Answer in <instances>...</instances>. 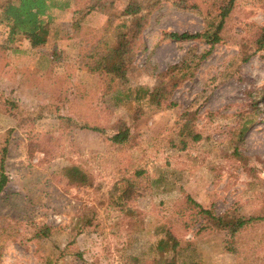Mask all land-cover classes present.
Here are the masks:
<instances>
[{"label": "rangeland", "instance_id": "rangeland-1", "mask_svg": "<svg viewBox=\"0 0 264 264\" xmlns=\"http://www.w3.org/2000/svg\"><path fill=\"white\" fill-rule=\"evenodd\" d=\"M55 1L38 48L0 24V264H150L167 232L197 264H264V220L232 236L197 207L264 217V0H237L215 45L166 35L203 33L212 0H162L123 79L86 56L115 43L130 0ZM70 165L92 187L62 182Z\"/></svg>", "mask_w": 264, "mask_h": 264}, {"label": "trees", "instance_id": "trees-1", "mask_svg": "<svg viewBox=\"0 0 264 264\" xmlns=\"http://www.w3.org/2000/svg\"><path fill=\"white\" fill-rule=\"evenodd\" d=\"M177 5L183 3L184 0H170ZM162 0H130L123 9L121 15L124 20L118 25L119 34L114 44L106 47L102 56L88 54L89 59L94 57L96 62L89 68L92 73L103 74L112 79H123L126 74L125 67L129 61L133 51V44L148 23L150 13ZM237 0H212L211 10L205 15L206 28L203 33L190 34L170 33L166 34L168 38L176 42L193 41L202 39L208 44L215 45L222 41V33L225 29L227 20L236 7ZM67 7V6H66ZM65 7V8H66ZM97 5L87 6L89 12H94ZM146 7V8H145ZM179 7V6H178ZM55 10H64L63 5H59L55 0H0V24L6 25L8 28V42L14 43L18 37H25L32 48H38L48 42L51 34V25L55 16ZM94 10V11H93ZM217 13L212 16V12ZM79 13V11H78ZM262 35L260 38V47L264 44V27L261 28ZM96 57V58H95ZM152 98L157 104H161L160 93H154ZM255 99V98H253ZM258 104V100L254 102ZM258 107V106H257ZM253 121L247 120L239 132V138L242 139L248 131ZM95 132H101L99 128H89ZM130 138V130L125 129L112 136L114 143H123ZM201 137L194 135V140L199 141ZM7 150L3 151V157L0 160V194L3 193L7 184L8 176L5 174ZM62 182L66 181L78 188L92 187L93 180L90 175L84 171L79 165L66 166L61 171ZM119 196L123 200H128L133 185L130 181ZM129 189V190H128ZM196 205V204H195ZM206 217L212 220L214 226L228 231L232 236L236 235L243 228L264 220V217H229L227 215L215 216L209 210H204L197 205ZM183 248L178 239L172 232H167L166 237L162 238L156 247V257L150 264H197L190 256L182 253Z\"/></svg>", "mask_w": 264, "mask_h": 264}]
</instances>
